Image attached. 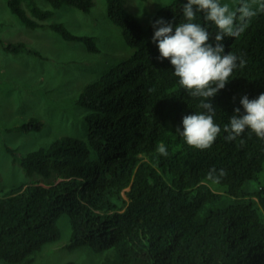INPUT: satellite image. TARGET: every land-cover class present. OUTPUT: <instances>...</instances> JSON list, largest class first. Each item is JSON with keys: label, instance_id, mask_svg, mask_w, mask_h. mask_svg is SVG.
Wrapping results in <instances>:
<instances>
[{"label": "trees", "instance_id": "16d2710c", "mask_svg": "<svg viewBox=\"0 0 264 264\" xmlns=\"http://www.w3.org/2000/svg\"><path fill=\"white\" fill-rule=\"evenodd\" d=\"M48 1L52 8L44 9L31 0L32 16L23 0L8 5L31 28L45 27L43 20L64 5L86 12L93 5V0ZM185 2L161 7L144 26L124 0H108V17L135 52L81 93L79 103L88 109L86 138L63 135L19 158L26 174L40 179L0 190V261L32 264L46 243L61 237L58 218L66 213L72 228L67 247H91L103 256L101 264H264V185L247 187L264 169V139L246 130L228 141L223 132L235 108L243 114L244 95L255 99L264 93V13L232 44L225 38L226 54L247 63L211 101L221 134L210 149L197 150L176 130H183L185 115L204 111L202 98L179 84L170 60H158L152 42L156 20L186 22ZM194 22L213 35L217 31L203 13ZM48 25L67 40L99 49L92 36L75 34L63 22ZM2 42L10 51L29 48L25 42ZM42 127L36 118L23 124L26 130ZM160 143L167 157L157 152ZM213 183L238 201L208 208L223 197Z\"/></svg>", "mask_w": 264, "mask_h": 264}, {"label": "rangeland", "instance_id": "374dc122", "mask_svg": "<svg viewBox=\"0 0 264 264\" xmlns=\"http://www.w3.org/2000/svg\"><path fill=\"white\" fill-rule=\"evenodd\" d=\"M32 1L41 8H52L48 0ZM172 1L124 0V4L147 26L157 10ZM30 2L23 0L22 6L32 16ZM107 5L108 0H93L89 12L64 5L55 9L52 17L43 20L45 27L31 28L11 11L8 0H0V190L40 179L39 175L28 176L19 161L28 152L48 146L63 135L87 137L88 109L79 103L81 93L86 85L135 52V48L126 43L122 28L108 17ZM53 22H63L75 34L92 36L98 51L89 50L85 42L65 39L48 25ZM236 39L229 37V43ZM2 41L25 42L29 48L10 51ZM31 118L42 121L43 127L24 129L23 124ZM260 184L264 185V169L259 180L250 181L247 187L257 189ZM211 185L222 192L223 197L208 208L238 201V197L228 194L218 183ZM58 224L61 237L46 243L32 264L103 262V256L91 247H67L72 228L66 213L59 216ZM0 264L11 263L0 261Z\"/></svg>", "mask_w": 264, "mask_h": 264}, {"label": "clouds", "instance_id": "9594fccd", "mask_svg": "<svg viewBox=\"0 0 264 264\" xmlns=\"http://www.w3.org/2000/svg\"><path fill=\"white\" fill-rule=\"evenodd\" d=\"M197 13L214 24L217 31L213 35L208 28L194 22ZM264 13V0H186L183 5L184 23L175 24L163 18L153 23L152 42L157 45L158 60L168 59L174 67V75L179 84L190 96L202 98L199 107L204 111L185 115L183 130L177 132L186 144L197 150H208L221 134L220 125L215 123L216 107L211 102L230 82L234 71L246 67L243 56L225 52V38H239L250 25L252 19ZM244 112L239 107L230 117V123L223 128L228 141L240 137L250 130L258 138L264 139V93L255 99L244 95L240 100ZM157 152L167 157L163 143L158 144ZM216 169L209 172L212 178ZM220 177L226 175L221 169ZM218 182V179H217Z\"/></svg>", "mask_w": 264, "mask_h": 264}]
</instances>
